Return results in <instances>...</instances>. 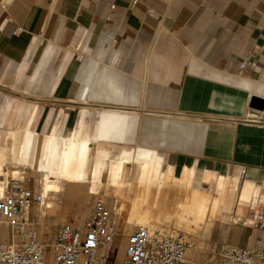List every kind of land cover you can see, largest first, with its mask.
I'll return each mask as SVG.
<instances>
[{
    "label": "crops",
    "instance_id": "1",
    "mask_svg": "<svg viewBox=\"0 0 264 264\" xmlns=\"http://www.w3.org/2000/svg\"><path fill=\"white\" fill-rule=\"evenodd\" d=\"M10 78L21 87L0 92L2 134L25 126L40 138L53 128L67 135L81 107L87 123L109 105L181 115L192 121L167 162L175 174L223 178L215 224L250 227L230 219L264 204V107H249L264 102V0H4L0 87ZM39 105L78 108L77 117L68 128L62 108L43 114ZM241 233L238 244L250 242Z\"/></svg>",
    "mask_w": 264,
    "mask_h": 264
},
{
    "label": "bare ground",
    "instance_id": "2",
    "mask_svg": "<svg viewBox=\"0 0 264 264\" xmlns=\"http://www.w3.org/2000/svg\"><path fill=\"white\" fill-rule=\"evenodd\" d=\"M111 107L99 108L96 121L88 123L83 120L86 108L81 107L80 119L67 135H57L53 128L41 138L25 126L2 134L5 120L0 116V196L11 181L23 182L32 175L36 192L42 197L37 211L44 216L54 209L52 202L62 199L66 192L67 197L78 199L83 190L84 203L99 196L107 198L124 238L136 226L159 229L174 222L177 227H194L213 221L223 178L186 167L175 174L167 162L169 152L181 146L192 120L181 115L141 117L132 109ZM84 216L79 218V224L84 222ZM230 220L242 226L253 222L252 217L233 216ZM124 238L116 259L119 264ZM0 241L5 243L3 232Z\"/></svg>",
    "mask_w": 264,
    "mask_h": 264
},
{
    "label": "built area",
    "instance_id": "3",
    "mask_svg": "<svg viewBox=\"0 0 264 264\" xmlns=\"http://www.w3.org/2000/svg\"><path fill=\"white\" fill-rule=\"evenodd\" d=\"M21 32L17 28L13 34ZM245 66L243 62L240 68ZM41 204L29 178L8 184L0 196V227L7 232V241L0 243V264H115L120 233L108 204L95 200L81 225L63 222L48 234L43 233L45 217L37 211ZM252 221L260 242L221 245L214 264H264V204L253 212ZM192 247L183 234L136 226L126 236L120 264H183Z\"/></svg>",
    "mask_w": 264,
    "mask_h": 264
},
{
    "label": "rangeland",
    "instance_id": "4",
    "mask_svg": "<svg viewBox=\"0 0 264 264\" xmlns=\"http://www.w3.org/2000/svg\"><path fill=\"white\" fill-rule=\"evenodd\" d=\"M1 86L2 87H0V92H10V89H9L10 86H13L16 89H19L21 87V84L16 83L14 78L12 79L10 78L7 80L5 79V84L3 85L1 84ZM10 93L17 95V93H13V92H10ZM29 99H35V98L29 97ZM41 103L46 104L48 102L45 100V102L42 101ZM39 106L42 109L43 114L47 112L50 108H55V109L62 108L67 114H69V117L67 120L68 128L72 126V124L74 123L77 117L78 108L77 109L71 108L66 105L65 106L39 105ZM70 109H73V111L71 112ZM28 178L30 179V185L33 186L36 191L35 177L32 175H28L26 179ZM67 195L68 194L66 192L65 196L62 197V199L52 202L56 206L54 205V207H52L54 209L48 210L46 212V215L44 216L45 218H44V225H43V233L48 234L50 231H52L54 226H57L63 222H73L74 221L76 224L81 225L78 222L79 218L81 216H84V213H85L84 218L86 219L89 213V209L95 200H101L104 203L108 204L113 211L111 201L107 198H101L99 196V197L91 198L92 200L89 199L88 202L84 203V199L86 198V196L83 190L80 191V195L78 199L67 197ZM100 195H103V193L102 194L100 193ZM214 224H215L214 221L206 220L205 223L201 225H196L194 227L180 226L181 227L180 228V227H177V225H175L174 222H169L165 226L164 229L167 230L168 232L179 233V234L185 235V238L193 245L192 249L187 253L183 264H214L217 251L221 245L229 244V245H237L240 247L252 246L256 244L254 243V240L261 237V235L253 228L252 225L247 228L235 226L227 230L226 228H223L219 225H216V224L214 225ZM189 227L190 229H188ZM243 231L246 233V236L250 238V242L248 241V243H245L244 245H240L238 244V242L240 241V237L242 236L241 232ZM0 232L4 233L5 242H6L7 241L6 230L0 227ZM119 233H120V236L117 238L116 243H115V248L118 253L117 257L119 256V247H120L121 241L124 238L120 231ZM124 239L126 241V238ZM0 242L4 243L3 241H0ZM124 246H125V242H124ZM123 249L124 247L122 248V251L120 252V260L123 257ZM115 264H119V262H117L116 260Z\"/></svg>",
    "mask_w": 264,
    "mask_h": 264
},
{
    "label": "water",
    "instance_id": "5",
    "mask_svg": "<svg viewBox=\"0 0 264 264\" xmlns=\"http://www.w3.org/2000/svg\"><path fill=\"white\" fill-rule=\"evenodd\" d=\"M249 107L254 108V109H258V110H262L264 107V102L260 99L252 98L249 102Z\"/></svg>",
    "mask_w": 264,
    "mask_h": 264
}]
</instances>
